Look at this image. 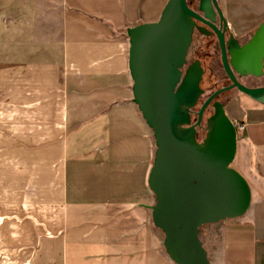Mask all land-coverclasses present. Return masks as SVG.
<instances>
[{
  "label": "crops",
  "instance_id": "obj_1",
  "mask_svg": "<svg viewBox=\"0 0 264 264\" xmlns=\"http://www.w3.org/2000/svg\"><path fill=\"white\" fill-rule=\"evenodd\" d=\"M166 1L0 0V264H175L151 220L126 35ZM238 1L222 0L237 37L264 17ZM223 104L251 201L199 237L209 264H264V104Z\"/></svg>",
  "mask_w": 264,
  "mask_h": 264
},
{
  "label": "water",
  "instance_id": "obj_2",
  "mask_svg": "<svg viewBox=\"0 0 264 264\" xmlns=\"http://www.w3.org/2000/svg\"><path fill=\"white\" fill-rule=\"evenodd\" d=\"M214 10L223 19L217 0H198L196 9L187 0H167L155 21L126 29L132 101L154 141L147 177L154 196L149 206L151 220L162 232L165 252L175 264H209L200 228L240 216L251 201L247 180L232 166L237 147L235 124L223 103L214 98L236 87L264 104V86L247 87L234 76V72H262L264 18L239 46L231 33L225 40V29L210 22ZM196 20L216 32L221 64L231 84L212 91L193 112L204 94L199 60L186 66ZM209 106L213 111L203 120ZM197 128L204 130L201 140Z\"/></svg>",
  "mask_w": 264,
  "mask_h": 264
},
{
  "label": "flooded vegetation",
  "instance_id": "obj_3",
  "mask_svg": "<svg viewBox=\"0 0 264 264\" xmlns=\"http://www.w3.org/2000/svg\"><path fill=\"white\" fill-rule=\"evenodd\" d=\"M217 3L221 9L223 19H221L219 17L218 13L214 10V13H215L214 14V20H212V21L210 20V22L215 24V26H217V27H220V25H221V27H220L221 31L223 30V28L225 29L223 31V36H224L225 40H227L229 34L231 33L234 36L235 40L237 41L238 45L239 46L243 45L250 38L251 34L253 33V31L255 30V28L258 25L251 32H249L243 36H239V37L235 36L231 30V24L229 21V17L223 8L222 1L217 0ZM196 7H197V5H196ZM193 45H194V48H193V52H192V58L190 59L189 58V52H190V49L192 48ZM220 57H221V52H220V46H219V42L217 39L216 32L207 23L196 20V25H195L193 33H192L191 43L189 45V48H188L187 54H186V66L191 64L196 59L199 60L201 66L203 68V74H202V78H203V76L206 72V68L203 66V61L208 60V62L210 64L214 63L216 61L220 65L221 70L224 74L225 81H226L225 84H223L221 87L228 86L231 84V81L229 80L228 76L226 75V73L223 70ZM208 72L209 73L212 72L211 67L208 69ZM234 76H235L236 80L244 86H247V87H262V86H264V58H263L262 72L259 75H254V74H243V75H241L239 73L234 72ZM200 86H201V83H200ZM233 90H235L238 94L245 95V94L241 93L240 91H238L236 87L231 88L229 90H226V91L220 93L219 95L226 93V92H231ZM219 95H217L214 98V100H218ZM245 96H247V95H245ZM220 102L223 103L224 100H220ZM193 109L194 108H192V110ZM193 112H194V110H193ZM194 120H195V115L191 114V121H194ZM199 130H201V129L197 128V133Z\"/></svg>",
  "mask_w": 264,
  "mask_h": 264
},
{
  "label": "rangeland",
  "instance_id": "obj_4",
  "mask_svg": "<svg viewBox=\"0 0 264 264\" xmlns=\"http://www.w3.org/2000/svg\"><path fill=\"white\" fill-rule=\"evenodd\" d=\"M222 1V0H221ZM262 1L264 3V0H244V6L245 9H249V17L251 18H256V21H259L260 18L263 16L264 14V6L262 5ZM189 6L193 9L196 8L197 2L198 0H187ZM232 4L234 6L237 7V9L239 8V11L241 10L242 12V3L239 2L238 0H231ZM223 3V2H222ZM193 48L194 45L192 46V48L190 49L189 52V58H192V52H193ZM203 66L206 68V72L202 78L201 81V88L204 90V94L200 97L197 105L194 107V111H197L198 107L200 106L201 102L204 101V99L214 90L220 88L223 84H225V78H224V74L221 70L220 65L215 61L214 63H209L208 60L207 61H203ZM212 68V72L209 73L208 69ZM237 92L235 90L231 91V92H226L223 93L221 95H219L218 100H226L230 95L232 94H236ZM213 109L211 106H209L203 116V120L209 116L212 113ZM204 122V121H203ZM204 136V130L201 129L198 131L197 133V138L199 140H201ZM204 226V225H203ZM204 228V227H203ZM201 229V228H200ZM201 234H202V230H200ZM200 235V233H199ZM203 236V234H202Z\"/></svg>",
  "mask_w": 264,
  "mask_h": 264
},
{
  "label": "trees",
  "instance_id": "obj_5",
  "mask_svg": "<svg viewBox=\"0 0 264 264\" xmlns=\"http://www.w3.org/2000/svg\"><path fill=\"white\" fill-rule=\"evenodd\" d=\"M187 4H188V2H187ZM189 5V4H188ZM199 140V139H198ZM232 166L238 171V172H240L242 175H243V177L247 180V182H248V176H247V174H246V171H245V169H244V167H243V162H242V160H241V157H240V154H239V152H237L236 153V155H235V157H234V160H233V162H232Z\"/></svg>",
  "mask_w": 264,
  "mask_h": 264
},
{
  "label": "built area",
  "instance_id": "obj_6",
  "mask_svg": "<svg viewBox=\"0 0 264 264\" xmlns=\"http://www.w3.org/2000/svg\"><path fill=\"white\" fill-rule=\"evenodd\" d=\"M235 127H236V132L238 133L239 130L242 129V125L240 124H235Z\"/></svg>",
  "mask_w": 264,
  "mask_h": 264
}]
</instances>
